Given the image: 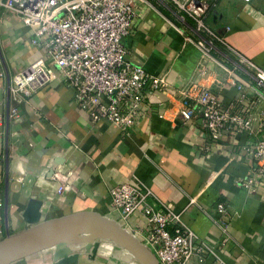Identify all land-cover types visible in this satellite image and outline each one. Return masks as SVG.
<instances>
[{"label":"crops","instance_id":"crops-1","mask_svg":"<svg viewBox=\"0 0 264 264\" xmlns=\"http://www.w3.org/2000/svg\"><path fill=\"white\" fill-rule=\"evenodd\" d=\"M125 1L135 10L132 34L123 39L128 59L168 83L164 91L145 89L144 113L127 132L108 120L92 122L62 77L20 104L19 118L11 117L12 77L45 50L14 10L0 8V241L82 212L122 225L109 188L131 182L150 188L211 249L203 262L187 264H264V183L250 192L236 182L253 174L247 149L260 136L232 131L213 141L201 120L184 124L179 117L180 91L195 82L225 103L245 93L246 112L264 114V83L242 58L264 70V0H209L206 23L220 41L199 32L170 1ZM202 43H212L204 64ZM61 177L69 186L58 193ZM219 201L228 209L225 220H218ZM128 224L147 232L141 215ZM69 248L72 264H143L104 236ZM56 251L53 246L4 264H57Z\"/></svg>","mask_w":264,"mask_h":264},{"label":"built area","instance_id":"built-area-1","mask_svg":"<svg viewBox=\"0 0 264 264\" xmlns=\"http://www.w3.org/2000/svg\"><path fill=\"white\" fill-rule=\"evenodd\" d=\"M187 15L199 32L221 40L206 23L209 0H166ZM250 2L251 0H244ZM9 8L30 26L35 34L32 42L42 46L44 56L12 77L9 94L15 103L9 112L19 118L20 104L42 86L62 77L74 89V100L88 113L92 122L108 120L124 132L133 128L144 113L146 88L164 91L165 78L149 74L128 59L123 39L132 34L135 10L125 0H0V8ZM202 64L212 51V43L200 44ZM243 62L264 83V70L242 56ZM203 66V65H201ZM243 86H239L241 90ZM179 117L184 124L201 120L202 128L213 141L232 131H242L260 138L248 149L255 162L252 175L236 182L253 192L264 183V114L247 113L248 97L240 93L231 103L222 102L209 87L196 82L183 88ZM2 118H0V124ZM0 155V164L4 160ZM69 183L60 178L58 193ZM111 208L124 221L122 227L138 237L157 257L159 264H187L192 258L203 262L211 249L196 232L185 224L179 213L161 201L146 186L131 182L109 188ZM0 194V233L2 206ZM218 220L228 218L224 201L216 205ZM144 217L147 232L129 228L132 216ZM83 243V242H82ZM81 243V244H82Z\"/></svg>","mask_w":264,"mask_h":264},{"label":"water","instance_id":"water-1","mask_svg":"<svg viewBox=\"0 0 264 264\" xmlns=\"http://www.w3.org/2000/svg\"><path fill=\"white\" fill-rule=\"evenodd\" d=\"M90 229L94 231V235L84 238L82 235ZM97 236L111 238L125 246L143 264H159L156 255L138 237L118 221L95 212H82L49 220L19 234L7 236L0 241V264L53 246L57 249V264H72L76 260L69 244L75 240L88 242Z\"/></svg>","mask_w":264,"mask_h":264},{"label":"bare ground","instance_id":"bare-ground-1","mask_svg":"<svg viewBox=\"0 0 264 264\" xmlns=\"http://www.w3.org/2000/svg\"><path fill=\"white\" fill-rule=\"evenodd\" d=\"M94 235V231H92V229H90L89 231H86L85 234H83L82 236L84 238H90ZM83 241L81 240H75V241H72V243H70V245H73V246H77V245H80Z\"/></svg>","mask_w":264,"mask_h":264}]
</instances>
